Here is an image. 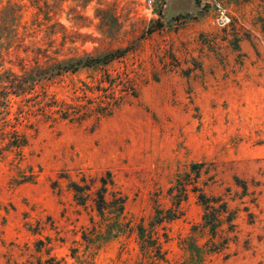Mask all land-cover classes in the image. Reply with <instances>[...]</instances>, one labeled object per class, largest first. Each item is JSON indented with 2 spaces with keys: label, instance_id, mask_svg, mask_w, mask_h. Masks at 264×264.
I'll use <instances>...</instances> for the list:
<instances>
[{
  "label": "rangeland",
  "instance_id": "rangeland-1",
  "mask_svg": "<svg viewBox=\"0 0 264 264\" xmlns=\"http://www.w3.org/2000/svg\"><path fill=\"white\" fill-rule=\"evenodd\" d=\"M12 75L0 264H264V0H0Z\"/></svg>",
  "mask_w": 264,
  "mask_h": 264
},
{
  "label": "trees",
  "instance_id": "trees-1",
  "mask_svg": "<svg viewBox=\"0 0 264 264\" xmlns=\"http://www.w3.org/2000/svg\"><path fill=\"white\" fill-rule=\"evenodd\" d=\"M126 52H127L126 49H118V50H114V51H111V52H108L102 55H98V56H86L82 58L70 59L68 61L56 62L54 64L48 65L46 68L40 69L39 71L42 72L41 75L43 76V79H49V78H52L58 75H62L64 73H69V72L76 73L79 70L85 69V68L105 67L111 62L123 57L126 54ZM12 77H13V81L10 82L4 88H2L0 91V102L2 104H5V106L8 105L7 99L10 95H15L17 97L25 95L34 89V85L36 84V81H38L36 79H32L34 77H32L30 81L25 80L26 78H24L23 81H19L16 76L12 75ZM55 104H57V102ZM109 105H111V103ZM108 106L100 107L99 109L100 111L98 112V114L100 116L109 115L110 113H106V109L108 108ZM59 110H61L60 111V113L62 114L61 117L65 119V115H63L62 113L63 109L59 107ZM66 116H69V115H66ZM21 146L23 145H21L20 143L16 145L17 148H20ZM76 186L77 185H75V188H79ZM181 200L182 199H180L178 204H180ZM118 202H119V213H120L124 209L125 200L124 198H119ZM107 205L108 203L105 199V195H103V193L99 194V202L97 203V209L101 216H104L105 207H107ZM157 214L158 215L154 218V223H153L154 226L161 225L165 221H171V220L173 221L174 219L177 218L178 213H177V210H172V211H169V213L167 212L166 215L162 211H158ZM205 219H206V222L208 221V223H210L209 217L208 218L206 217ZM141 231H142V239H143L144 229L141 228Z\"/></svg>",
  "mask_w": 264,
  "mask_h": 264
},
{
  "label": "built area",
  "instance_id": "built-area-1",
  "mask_svg": "<svg viewBox=\"0 0 264 264\" xmlns=\"http://www.w3.org/2000/svg\"><path fill=\"white\" fill-rule=\"evenodd\" d=\"M150 1H154V0H150Z\"/></svg>",
  "mask_w": 264,
  "mask_h": 264
}]
</instances>
